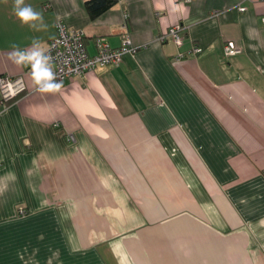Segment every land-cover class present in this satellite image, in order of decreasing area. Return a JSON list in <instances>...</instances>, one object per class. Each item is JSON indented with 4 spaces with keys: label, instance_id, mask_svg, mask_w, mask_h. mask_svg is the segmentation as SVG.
I'll use <instances>...</instances> for the list:
<instances>
[{
    "label": "crops",
    "instance_id": "obj_1",
    "mask_svg": "<svg viewBox=\"0 0 264 264\" xmlns=\"http://www.w3.org/2000/svg\"><path fill=\"white\" fill-rule=\"evenodd\" d=\"M85 1L24 0L34 30L0 0V76L27 89L0 104V264H264V0H117L95 18ZM57 20L89 54L124 34L136 50L38 93L8 55ZM174 24L181 44L158 41Z\"/></svg>",
    "mask_w": 264,
    "mask_h": 264
},
{
    "label": "built area",
    "instance_id": "obj_2",
    "mask_svg": "<svg viewBox=\"0 0 264 264\" xmlns=\"http://www.w3.org/2000/svg\"><path fill=\"white\" fill-rule=\"evenodd\" d=\"M188 1V0H187ZM244 6H239L238 10L243 11ZM125 16V15H124ZM264 25V15L260 18ZM182 27L179 24H174L160 35L157 40L162 42L166 40L173 41L176 45H180ZM55 36L47 43L45 52L51 57V66L56 73L57 80L62 84L67 78L81 75L95 66L118 65L123 55L133 53L136 48L132 46L131 40L127 34H124L121 44L118 47H111L103 37L95 39V52L89 54L84 43V33L80 29L67 28L61 20L55 23ZM222 51L225 55H232L239 52L238 47L232 41H226L222 45ZM201 48L193 46L188 53H199ZM184 57V54H178L176 59ZM29 74L31 69H29ZM13 81L16 95L8 96L7 90L3 83H0V104H6L7 101L26 92V86L21 76H0V82ZM7 97V98H6ZM1 112V111H0ZM69 138L72 140V136ZM18 213H23V210H18Z\"/></svg>",
    "mask_w": 264,
    "mask_h": 264
},
{
    "label": "clouds",
    "instance_id": "obj_3",
    "mask_svg": "<svg viewBox=\"0 0 264 264\" xmlns=\"http://www.w3.org/2000/svg\"><path fill=\"white\" fill-rule=\"evenodd\" d=\"M13 13L21 25H27L34 30L47 28L42 12L34 10L31 5H26L24 0H15ZM46 47L45 44L33 40L30 50H22L12 45L13 50L8 55V59L16 66L31 67L30 75L35 91L41 94L55 93L62 87L51 66V57L45 52ZM0 83L4 84L8 96L16 95L13 81Z\"/></svg>",
    "mask_w": 264,
    "mask_h": 264
},
{
    "label": "trees",
    "instance_id": "obj_4",
    "mask_svg": "<svg viewBox=\"0 0 264 264\" xmlns=\"http://www.w3.org/2000/svg\"><path fill=\"white\" fill-rule=\"evenodd\" d=\"M117 0H86L84 7L90 18H95L113 6ZM13 100H9L6 103H10Z\"/></svg>",
    "mask_w": 264,
    "mask_h": 264
},
{
    "label": "rangeland",
    "instance_id": "obj_5",
    "mask_svg": "<svg viewBox=\"0 0 264 264\" xmlns=\"http://www.w3.org/2000/svg\"><path fill=\"white\" fill-rule=\"evenodd\" d=\"M18 97H19V96H18ZM18 97H16V98H18ZM16 98H15V99H16ZM15 99H12V100H15Z\"/></svg>",
    "mask_w": 264,
    "mask_h": 264
}]
</instances>
